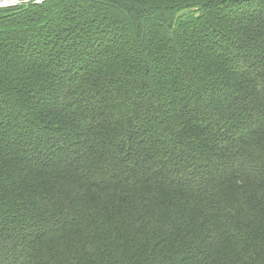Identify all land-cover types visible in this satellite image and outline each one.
Here are the masks:
<instances>
[{
	"label": "trees",
	"instance_id": "obj_1",
	"mask_svg": "<svg viewBox=\"0 0 264 264\" xmlns=\"http://www.w3.org/2000/svg\"><path fill=\"white\" fill-rule=\"evenodd\" d=\"M0 264H264V0L0 10Z\"/></svg>",
	"mask_w": 264,
	"mask_h": 264
},
{
	"label": "built area",
	"instance_id": "obj_2",
	"mask_svg": "<svg viewBox=\"0 0 264 264\" xmlns=\"http://www.w3.org/2000/svg\"><path fill=\"white\" fill-rule=\"evenodd\" d=\"M36 1L38 3L42 2V0H36ZM17 4L22 5V4H37V3H32L29 0H0V7H14Z\"/></svg>",
	"mask_w": 264,
	"mask_h": 264
},
{
	"label": "bare ground",
	"instance_id": "obj_3",
	"mask_svg": "<svg viewBox=\"0 0 264 264\" xmlns=\"http://www.w3.org/2000/svg\"><path fill=\"white\" fill-rule=\"evenodd\" d=\"M30 2H32V3H37V4H22V5H16V6H14V7H0V10H5V9H12V8H22V7H30V6H35V5H41V4H44L47 0H42V2L41 3H38L36 0H29Z\"/></svg>",
	"mask_w": 264,
	"mask_h": 264
}]
</instances>
